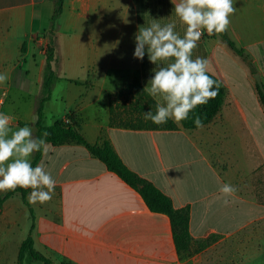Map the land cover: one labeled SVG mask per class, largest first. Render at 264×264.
Returning <instances> with one entry per match:
<instances>
[{
  "label": "crops",
  "instance_id": "0c3cea01",
  "mask_svg": "<svg viewBox=\"0 0 264 264\" xmlns=\"http://www.w3.org/2000/svg\"><path fill=\"white\" fill-rule=\"evenodd\" d=\"M176 2L63 0L51 62L57 80L39 116L53 1L0 0V74L8 76L0 84V112L14 117L13 130L31 127L34 138H43L37 135L38 124L49 127L71 115L89 144L107 142L131 172L167 196L175 209L187 208L192 241L209 243L180 259L166 214L150 211L138 191L85 146L47 142V154L41 150L33 167L43 162L56 181L52 199L29 203L28 188L27 205L20 193L2 203L0 264H17L28 234L34 250L53 264H264V108L254 79L259 75L264 88V0L234 3L237 10L225 33L245 59L206 30L192 53L193 59L209 60L207 74L224 87L212 121L191 130L173 120L176 130L110 125L109 94L131 83L136 72L145 88L157 68L147 52L142 60L133 55L139 27L152 19L162 25L174 22L183 37L186 26L175 14ZM118 104L126 116L129 101ZM223 184L234 185L236 193L224 197L219 191ZM22 215L27 235L11 242Z\"/></svg>",
  "mask_w": 264,
  "mask_h": 264
},
{
  "label": "clouds",
  "instance_id": "9594fccd",
  "mask_svg": "<svg viewBox=\"0 0 264 264\" xmlns=\"http://www.w3.org/2000/svg\"><path fill=\"white\" fill-rule=\"evenodd\" d=\"M234 3L235 0H178L174 3V11L186 26L183 37L175 31L174 22L162 25L152 19L149 26L139 27L133 55L142 60L147 52L149 61L157 65L143 91L163 101L157 102L154 113L151 110L144 113L145 121L160 125L171 119L179 123L187 120L198 106L207 104L218 95V82L207 74L209 60L193 59L192 53L198 47L202 30L210 36L227 32L230 17L237 10ZM7 79L6 74H0V84ZM13 120L12 115L0 112V191L31 188L29 203H46L52 199L56 181L43 162L33 167L30 157L41 150L47 154L49 145L44 138H34L31 127L13 130ZM194 123L197 128L203 127L199 117ZM219 191L228 197L235 194L237 188L223 184ZM224 203L227 204L228 200L225 199Z\"/></svg>",
  "mask_w": 264,
  "mask_h": 264
},
{
  "label": "trees",
  "instance_id": "16d2710c",
  "mask_svg": "<svg viewBox=\"0 0 264 264\" xmlns=\"http://www.w3.org/2000/svg\"><path fill=\"white\" fill-rule=\"evenodd\" d=\"M53 1V13L50 19V27L48 29L49 44L46 49V68L44 71V97L40 100L38 106V114L40 116L42 110V104L47 100L51 85L57 80L56 74L51 70V62L54 60V32L55 21L59 17L63 8V0ZM219 35L227 43L230 49H232L238 56L245 59L244 53L241 49H238L235 44L230 41L226 33L215 34ZM209 75V74H208ZM211 76V75H209ZM219 84L218 95L214 99H210L207 104L198 106L192 113L189 114L187 120L181 121V126L186 130L196 129L194 119L199 117L203 125L208 124L219 113L224 96L223 84L215 77L211 76ZM144 88L140 82V75L138 72L134 73L131 83L124 85L118 92L110 93L109 98V113H110V125L120 126L130 129H156V130H176V125L172 120H168L165 124H154L151 121H145L143 115L146 111L151 110L153 113L156 111V102L143 91ZM257 95L259 101L264 108V92H262L258 86H256ZM123 99L129 101L128 111L126 116H122L118 112V109L122 106L118 102ZM141 104L143 106L141 107ZM133 112H141V117H132ZM37 135H43V138L52 145L62 144L64 142H75L85 146L92 156L100 160L106 168L115 173L120 179H122L129 186L134 188L141 195L148 209L155 213L166 214L171 223L173 241L176 247V251L180 259H187L194 253L203 250L209 243V240H201L194 243L189 233V210L187 208L175 209L172 206L170 199L155 188L150 182L140 178L135 173L131 172L117 157L113 149L107 142H103L101 145L89 144L79 131V123L71 115H66L64 119L55 121L49 127H41L39 124ZM47 133V136H44ZM39 152H36L32 166L35 165L39 159ZM15 193H20L22 201L27 205L25 195L26 190L24 188L17 187L15 191H8L4 196H0V208L2 203ZM24 262H36L40 264H53L50 259L36 252L33 248V241L30 234L22 241L19 247L17 264H23Z\"/></svg>",
  "mask_w": 264,
  "mask_h": 264
},
{
  "label": "rangeland",
  "instance_id": "374dc122",
  "mask_svg": "<svg viewBox=\"0 0 264 264\" xmlns=\"http://www.w3.org/2000/svg\"><path fill=\"white\" fill-rule=\"evenodd\" d=\"M54 84V83H53ZM52 84V85H53ZM27 110L28 109V106H27V103L25 104V106H23V110ZM19 224H20V227L19 229L16 230V233L14 234V236L12 235V237H10V241L12 242L13 240H18V239H21V238H25L26 235H27V226H28V222L27 220L25 219V216L22 215L21 219L18 221ZM204 250V249H203ZM201 250V251H203ZM199 251V252H201ZM198 253V252H197ZM195 254V253H194Z\"/></svg>",
  "mask_w": 264,
  "mask_h": 264
},
{
  "label": "water",
  "instance_id": "95a60500",
  "mask_svg": "<svg viewBox=\"0 0 264 264\" xmlns=\"http://www.w3.org/2000/svg\"><path fill=\"white\" fill-rule=\"evenodd\" d=\"M254 79H255V81H256V83H257V86L259 87V89L262 91V92H264V88H263V85H262V83H261V81H260V78H259V75H254Z\"/></svg>",
  "mask_w": 264,
  "mask_h": 264
},
{
  "label": "built area",
  "instance_id": "2783aa9c",
  "mask_svg": "<svg viewBox=\"0 0 264 264\" xmlns=\"http://www.w3.org/2000/svg\"><path fill=\"white\" fill-rule=\"evenodd\" d=\"M1 105V104H0Z\"/></svg>",
  "mask_w": 264,
  "mask_h": 264
}]
</instances>
